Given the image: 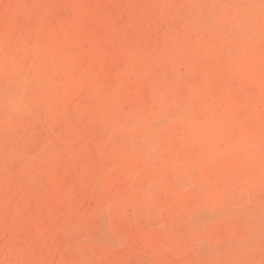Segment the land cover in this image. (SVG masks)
Instances as JSON below:
<instances>
[{
    "label": "rangeland",
    "instance_id": "rangeland-1",
    "mask_svg": "<svg viewBox=\"0 0 264 264\" xmlns=\"http://www.w3.org/2000/svg\"><path fill=\"white\" fill-rule=\"evenodd\" d=\"M0 264H264V0H0Z\"/></svg>",
    "mask_w": 264,
    "mask_h": 264
}]
</instances>
